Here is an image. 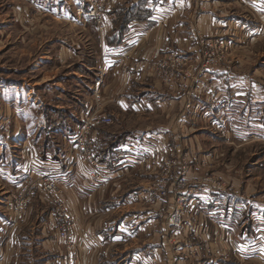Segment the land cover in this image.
Masks as SVG:
<instances>
[{"label": "rangeland", "instance_id": "1", "mask_svg": "<svg viewBox=\"0 0 264 264\" xmlns=\"http://www.w3.org/2000/svg\"><path fill=\"white\" fill-rule=\"evenodd\" d=\"M173 1L162 5L165 0H0V146L3 147L0 149V167L5 168L7 160L11 164L8 165L11 171L17 162L20 165L22 159L17 147L20 142L17 140L23 139L21 133L25 131L31 143L35 146L40 143L45 147L42 153L57 151V146L60 153L63 146L56 140L59 137L62 140L60 131L65 127L67 135L70 126L75 128L78 125V128L81 125L78 114L71 118L72 122L67 123L70 111L79 113L86 108L89 109L87 113H93L96 109L112 111L116 119L106 125L109 132L118 129L119 124L126 128L128 124L149 123L153 114L163 120L165 116L159 115V110L150 116L138 117L134 113L121 111L130 109L131 102L135 100L134 92L142 91L131 84L133 71L129 69L130 61L120 70L126 76L123 83L120 86L116 84L119 70L114 72L112 66L117 62L118 54L107 48L104 43L106 34L117 27L116 35H123V43L127 44L135 39L133 35L141 26L128 27L125 18H129L130 14L134 18H142L144 14L149 17L156 12L162 13L160 6H169V13L181 14V40L188 39L186 35L191 32L186 30L196 27L200 14L214 17L215 22L219 23L222 14H230L229 17L235 21L236 16L246 10L245 4L238 0ZM229 3L235 6L228 7ZM94 9L104 16L105 30L99 31L95 19L89 16ZM237 23L229 29L230 35L223 36L218 27L206 36L198 33L196 38H190L191 41H181V114L185 111L181 119L184 122H178L179 116L174 118L172 114L169 119L174 120L176 127L180 128L174 134L175 140H178V144L174 145L179 148H175L174 155L181 154V165L187 172L184 190L181 191L185 197L183 226H166L168 212H164L162 220L160 217L158 224L150 230L140 229L139 226L143 225L140 223L128 233L132 238L140 235L149 238L157 230L158 237H161L159 246L163 249L167 244L174 253L176 246L173 242L169 244L168 239L174 231L179 230L181 261L170 260V264H202L201 261L209 257L218 259L219 264H264V224L263 229H259L254 215L244 214L243 221H247L241 227L234 226L232 231L222 226H211L208 222L213 211L210 196L208 200H204L203 196L211 190H227L233 196L235 206H264V33L260 24L258 30L251 34L246 33L247 24L244 25V21ZM241 31H244L243 35ZM217 35L223 38L221 43L225 51L214 55L219 69L215 67L213 71L209 65L204 66V52L209 44L215 42L213 36ZM187 44H196V51L186 50ZM241 77H244V81L239 82L237 79ZM98 78L100 83H95ZM231 78H234V83H239L225 86V79ZM19 98L20 102H17ZM222 100H225L223 107L219 106L217 110V102ZM233 103L237 107L234 105L232 111L224 109V106ZM12 104L13 107L10 106ZM23 104L25 106L21 109ZM55 110L59 114H55ZM39 115H43L46 121L42 128H38ZM15 123L21 124L20 131ZM164 125L167 126L166 122ZM161 136L160 133L154 137V145L162 139ZM168 142L171 145V140ZM4 146L10 149L8 156L4 154ZM26 153L29 154L28 149ZM1 157L5 158L1 160ZM27 166L26 174L20 179L16 176L11 180L0 177V251L9 242V249L4 252L6 258L0 260V264H68L69 259L77 264V259L65 254V250L73 248V245L68 248L65 240L64 246L57 242L60 251L50 250L49 245L53 244L50 239L54 235L48 231V227L44 232L41 230L54 207L41 205L36 193L27 198L26 206L16 217L14 198L19 199V196L15 188L32 172L31 166L27 171ZM137 171L143 177L152 175L151 180L145 179L142 189L146 184H151L156 176L153 174L155 172L151 174L146 168ZM168 199L170 205H177L176 197L171 195ZM228 230L232 238L224 242V247L230 244L232 252L223 249L222 242L218 245L214 240L221 234H227ZM245 240L249 243L240 247L238 244ZM42 241L46 244L41 245ZM125 243L129 246V240ZM135 246L133 244L131 251ZM116 247L119 248V245ZM143 247L138 246L137 249ZM189 251L193 253L190 254L191 259L186 254L182 255ZM223 252L228 255H223ZM44 253L49 254L45 256L48 260H44ZM55 253L58 260L56 257L54 261ZM8 254H11L10 261ZM110 262L129 264V260L117 263L112 259ZM153 264L160 263L157 261Z\"/></svg>", "mask_w": 264, "mask_h": 264}, {"label": "crops", "instance_id": "2", "mask_svg": "<svg viewBox=\"0 0 264 264\" xmlns=\"http://www.w3.org/2000/svg\"><path fill=\"white\" fill-rule=\"evenodd\" d=\"M170 1L171 0H165L162 5H167L166 2ZM227 5L230 7L234 4L229 3ZM167 7L169 6H160L159 8H163L162 13L157 14L156 12V14L149 15V17L134 18L131 17L132 14H130L129 18H125L124 22H128V27L132 25L141 26L138 27L139 31L133 35L135 39L128 41L127 44L123 43V35H116L115 30L117 27H115V30L113 29L106 34L104 43L107 48H110L109 50H113L118 54L117 62L112 66L114 72L119 70V77L116 78V84L120 86L121 82L123 83L126 76L123 73L121 74L120 70L127 61H130L131 67L129 69L133 71L131 84L138 86L142 91L134 92L135 100L131 102L130 109H122L121 111L123 113H134V115L138 117L146 116L148 114L150 116L155 110H159V115L165 116L163 120H159L158 116L153 114L150 116L151 120L149 123L136 126L134 124H128L126 128H123L121 124H119L118 129L113 130L112 132L106 130V125L93 126V130L96 131L95 157L98 164L104 169L101 173L106 176V178L103 177L101 182H97V185H95L90 179L88 169L86 170V168L81 167L79 164L67 168L65 167L64 157L68 146V140L73 135L78 125H75V128L73 125L70 126L68 129L70 133L67 135H65V127L60 131L62 140L59 139L60 137L56 138V140L60 141L63 146L60 153L57 152L60 148L59 146H57V151H45L42 153L41 151L45 148L42 144L39 143L36 147L30 142L28 136H26L28 134L27 131H25L26 133H21L23 139L17 140L20 142V145L17 147L20 149L19 154L22 162L20 165L18 164L19 162H17L12 171L8 166L11 165L9 160L5 161V168L0 167L3 170H1L2 173H0V177L6 180H11V178H15L14 176H16L17 179L22 178V176L26 174L25 165H28L27 171L28 167L31 166L30 170L32 172H38L43 168L46 169L48 166L55 170H59L58 179L64 185V191L66 194L65 204L72 219L73 228L71 233L74 238L72 250H65V254L77 259V264H112V262H110L112 259L117 263L129 260V264H149V262L150 264H153V259H156L160 264H170L172 251L167 244H164L163 249L159 246L161 237H158L159 234L156 232L157 230L154 231L153 235L149 238L143 237L142 235L138 238L135 236L134 238L128 236V233L134 229L133 227L137 226L136 224L139 225L140 223H143L139 228L149 230L151 227L158 224V222H155L154 219H152L149 208L144 203L133 201L131 199V192L141 190L142 184L145 183V179H152V175L143 177L140 173L138 174L137 170L140 168L142 169L141 156L148 155L154 149V137H157L160 133L163 135L161 137L164 142L171 140V145L176 148L174 143L178 144V140H175L174 134L175 132H178L177 129L180 128L176 127L174 120L169 118L172 114L174 118L175 116H179V119H177L178 122H184L183 119H181L185 113L184 111L181 114V100H175L173 97L170 98L169 94L162 87L156 85L155 80L152 77L153 64L157 63L171 51L178 52L181 48V41L186 43L190 38H196V34L198 33L206 36V34H211L216 28L220 27L221 34L225 36L229 33V29L238 24L237 22L239 21H244V25L247 24L246 33L254 34L258 30V19L250 14L246 8V10L241 9L242 14L236 16L235 21L232 17H229L230 14H222V16L219 17V23L215 22L213 19L214 17L212 18L209 15L200 14L196 27L193 30H186L187 32H191L186 35L189 40L187 38L181 40V14H171L168 12L169 10ZM203 27H206L204 28V32ZM141 29L146 30L140 31ZM142 34L144 35L142 36ZM187 46L188 48H186V50L196 51V44H187ZM129 52H132V54H128ZM121 53H123V56ZM237 80L242 82L244 81V77L238 78ZM98 81L100 83L99 78L95 83ZM239 82L234 83V78H231L230 80L225 79V86L238 84ZM140 93L143 94L140 95ZM18 95L20 96L21 93ZM220 97L223 99V96ZM251 97L252 96H250V101L252 99ZM27 99H29L28 96ZM224 101L225 100L217 102V110L219 106L223 107ZM17 102H20V98L17 99ZM234 105L237 107V104L233 103L231 106L230 104L224 106V109L232 111ZM10 106L13 107V104ZM10 106L8 107L10 108ZM24 106L25 105L23 104L21 109H23ZM86 107H88V104H86ZM88 110L86 108V110L82 112L83 109H81L79 113H73L70 111L71 115L68 116L67 123L70 121L72 122L71 118L75 117L77 114L81 121V116L87 113ZM63 112L66 113L67 111L63 110ZM102 112L113 117V120L116 119L114 116L115 114L112 111L106 109ZM57 113L59 114V112L55 110V114ZM25 114L26 112L23 113V115ZM125 115L128 116V114ZM164 122H166L167 126L164 125ZM38 123V128H42L45 125L46 121L43 115H39ZM15 125L18 127L17 130H19L21 124L19 125V123H15ZM170 126L173 128L170 129ZM121 133L123 135L118 136ZM1 148L3 147L0 146V149ZM4 148V154L8 156L10 149L6 146H4ZM26 149H28L29 154H25ZM176 149L179 150V148ZM0 155H2V153ZM4 158L5 157H1V160ZM11 174H14L13 177H11ZM2 179L0 180L2 181ZM148 185L146 184L145 187ZM36 194L39 196L38 199L41 205L45 204L47 208L51 206L54 207L45 195L38 192H36ZM203 196L205 197L204 200H208V196H210V207L213 208V211L208 217V222L211 226H222L221 228L230 229L232 231L234 226L241 227L247 221L246 219L243 221L244 214H246V216L251 214L254 215V220L257 222L259 229H261L262 224H264V206H260V204H256L253 208H249L248 205L246 206L243 204L241 207L237 205L235 206L233 205V196L228 194L227 190H211ZM53 212L54 210L49 211V219L48 221L43 222L44 226H42L41 231L44 232L45 227L49 228L48 231L54 235V238L50 239V241H53V244L49 245L50 250L56 249L57 251H60L57 248V242L61 243L62 246L65 245V242L57 236L58 234L56 232V223L54 222ZM239 217L240 219L238 220ZM197 221H200V219L197 218ZM230 230H228V233L225 235L217 234L219 237H217V239L214 238V240H217L216 243H218V245H221L222 242L223 249L232 252L230 244L229 247L228 244L224 247V242H228V240H231L232 238ZM163 239L164 238H162V240ZM127 240H129V246L125 243ZM246 243L249 242L245 240L238 245L243 248ZM45 244L46 243L42 241L41 245ZM133 244L136 246L134 247V250L131 251ZM116 245H119V248H117ZM122 245L124 246L123 249H121ZM138 246L144 247L139 250L137 249ZM128 248H130V250L125 252L124 250ZM8 249L9 242H7L5 248L0 251V260L6 258L4 252L6 250L8 251ZM62 249L63 247L61 248V251ZM152 249L154 250V256L151 254ZM222 254L228 255L226 252H223ZM53 255L54 260L58 254L55 253ZM42 256L48 257L49 254L44 253ZM47 257H45L44 260H48ZM100 257L102 260L101 262H99ZM7 258H9L10 261L11 254H8ZM219 259L222 260L223 258ZM56 260H58V257ZM61 262L63 263V261ZM201 263L219 264L218 259L215 260L210 257L207 260L203 259Z\"/></svg>", "mask_w": 264, "mask_h": 264}, {"label": "built area", "instance_id": "3", "mask_svg": "<svg viewBox=\"0 0 264 264\" xmlns=\"http://www.w3.org/2000/svg\"><path fill=\"white\" fill-rule=\"evenodd\" d=\"M245 4L250 14L258 19L260 29L264 33V1L263 0H239ZM89 15V14H88ZM91 17L96 21L99 31L105 30L104 16L97 12L96 9L90 12ZM215 42L208 45L205 53L204 66L215 67L219 69L218 60H214V55L223 53L225 47L222 46L221 36H213ZM181 48L178 52L171 51L167 53L157 63L153 64L152 77L157 86L162 87L167 93H170L175 100H181ZM226 58V57H225ZM186 59V58H184ZM190 93V91H187ZM185 95V94H184ZM190 95V94H189ZM113 118L101 110L96 109L93 113L85 114L81 119V125L75 130L68 140V146L64 157L65 167H71L79 164L81 167L88 169L91 181L97 185L102 178H106L101 172L104 169L98 164L95 157L96 131L93 126L111 124ZM154 149L148 155L141 156L142 168H146L154 175L153 182L147 187L131 192L133 201L144 203L150 211L152 219L159 222L163 213L168 212L165 218V225L169 227L183 226V213L185 211V197L181 191L184 190L187 172L181 165L180 155H174L175 147L164 142L162 139L154 145ZM59 170L51 167L42 169L38 172H31L23 182L16 184L15 191L19 199L15 196L14 206L16 217L23 211L27 204V198L36 192L45 195L54 206V221L56 223V232L59 237L66 241L68 248L73 245V228L72 219L67 211L65 204V189L62 182L59 181ZM183 172V173H182ZM183 187V188H182ZM182 188V189H181ZM174 198L177 205H170L169 196ZM163 225V226H165ZM169 244L173 242L176 250L171 254V260L174 262L181 261V233L179 230L174 231L172 237L168 239ZM186 248V247H185ZM153 249L151 254L154 256ZM191 259V251L185 252V255ZM153 262H157L153 259ZM68 264H73L69 259Z\"/></svg>", "mask_w": 264, "mask_h": 264}, {"label": "trees", "instance_id": "4", "mask_svg": "<svg viewBox=\"0 0 264 264\" xmlns=\"http://www.w3.org/2000/svg\"><path fill=\"white\" fill-rule=\"evenodd\" d=\"M142 17H145V14Z\"/></svg>", "mask_w": 264, "mask_h": 264}]
</instances>
